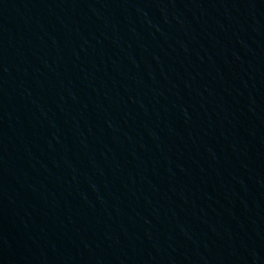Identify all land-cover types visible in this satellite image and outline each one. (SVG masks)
<instances>
[{"label":"water","instance_id":"water-1","mask_svg":"<svg viewBox=\"0 0 264 264\" xmlns=\"http://www.w3.org/2000/svg\"><path fill=\"white\" fill-rule=\"evenodd\" d=\"M0 264H264V0H0Z\"/></svg>","mask_w":264,"mask_h":264}]
</instances>
